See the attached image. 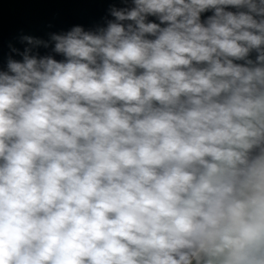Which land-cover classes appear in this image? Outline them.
Listing matches in <instances>:
<instances>
[{
    "label": "clouds",
    "instance_id": "clouds-1",
    "mask_svg": "<svg viewBox=\"0 0 264 264\" xmlns=\"http://www.w3.org/2000/svg\"><path fill=\"white\" fill-rule=\"evenodd\" d=\"M101 19L0 51V264H264V0Z\"/></svg>",
    "mask_w": 264,
    "mask_h": 264
},
{
    "label": "water",
    "instance_id": "water-1",
    "mask_svg": "<svg viewBox=\"0 0 264 264\" xmlns=\"http://www.w3.org/2000/svg\"><path fill=\"white\" fill-rule=\"evenodd\" d=\"M113 2L117 0H0V51L6 57L9 42L20 47L21 33L44 36L74 24L92 27Z\"/></svg>",
    "mask_w": 264,
    "mask_h": 264
}]
</instances>
